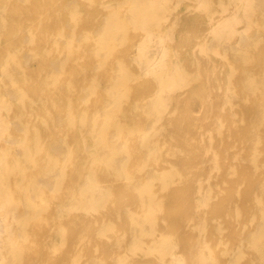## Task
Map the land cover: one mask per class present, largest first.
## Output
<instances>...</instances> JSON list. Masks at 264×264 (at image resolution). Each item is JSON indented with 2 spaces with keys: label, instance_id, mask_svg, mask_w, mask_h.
<instances>
[{
  "label": "bare ground",
  "instance_id": "6f19581e",
  "mask_svg": "<svg viewBox=\"0 0 264 264\" xmlns=\"http://www.w3.org/2000/svg\"><path fill=\"white\" fill-rule=\"evenodd\" d=\"M0 264H264V0H0Z\"/></svg>",
  "mask_w": 264,
  "mask_h": 264
}]
</instances>
